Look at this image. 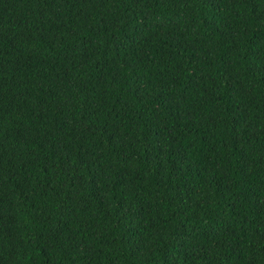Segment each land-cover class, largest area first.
<instances>
[{
  "label": "trees",
  "instance_id": "obj_1",
  "mask_svg": "<svg viewBox=\"0 0 264 264\" xmlns=\"http://www.w3.org/2000/svg\"><path fill=\"white\" fill-rule=\"evenodd\" d=\"M0 264H264V0H0Z\"/></svg>",
  "mask_w": 264,
  "mask_h": 264
}]
</instances>
